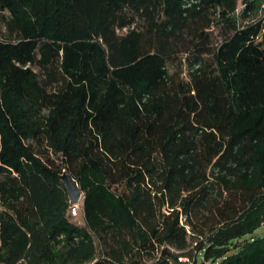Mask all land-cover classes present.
Wrapping results in <instances>:
<instances>
[{"label":"trees","instance_id":"obj_1","mask_svg":"<svg viewBox=\"0 0 264 264\" xmlns=\"http://www.w3.org/2000/svg\"><path fill=\"white\" fill-rule=\"evenodd\" d=\"M238 8L0 0V264H264V18Z\"/></svg>","mask_w":264,"mask_h":264},{"label":"rangeland","instance_id":"obj_2","mask_svg":"<svg viewBox=\"0 0 264 264\" xmlns=\"http://www.w3.org/2000/svg\"><path fill=\"white\" fill-rule=\"evenodd\" d=\"M242 4H243V0H239V7L241 8L242 7ZM264 16V12H256L255 14H252V16H250L249 18H247L245 21L246 23L249 22H253L261 17ZM122 33V31H121ZM4 34H5V28L0 24V37H4ZM213 42H214V45H216L217 43H219L221 40H222V34L220 32V30L218 28H215L213 30ZM210 56H208L207 58H209ZM182 70H184V73L183 74V77L186 78V67H182ZM77 207V205H76ZM78 210H79V214L78 216L76 217H71V221L74 222V223H77V224H81L83 225L84 224V221H83V199L81 200L79 206H78ZM255 235L257 237H262L264 236V225L262 227H260L256 232H255Z\"/></svg>","mask_w":264,"mask_h":264},{"label":"water","instance_id":"obj_3","mask_svg":"<svg viewBox=\"0 0 264 264\" xmlns=\"http://www.w3.org/2000/svg\"><path fill=\"white\" fill-rule=\"evenodd\" d=\"M61 179L68 192L71 205H78L83 199V193L79 187L78 181L71 175L67 168L64 169Z\"/></svg>","mask_w":264,"mask_h":264},{"label":"built area","instance_id":"obj_4","mask_svg":"<svg viewBox=\"0 0 264 264\" xmlns=\"http://www.w3.org/2000/svg\"><path fill=\"white\" fill-rule=\"evenodd\" d=\"M245 5L244 4H242V7L240 8H238L237 9V11H236V16H237V18L239 19V20H241V21H243V22H245V24H247V23H249V22H247L246 23V19L247 18H244V9H245ZM260 12H264V4H263V8L261 9V10H259ZM255 14V13H254ZM250 16H252V14H250L249 15V17ZM248 17V18H249ZM264 18V16L263 17H261V18H259V19H263ZM259 19H257V20H259ZM256 21V20H255ZM254 22V21H253ZM257 41H259V42H264V26H263V28H262V31L260 32V34L257 36ZM79 208L78 207H76V206H74L73 208H72V210H71V213H72V216H74V217H76V216H78V214H79V210H78ZM181 260H184V261H186L187 259L186 258H181Z\"/></svg>","mask_w":264,"mask_h":264}]
</instances>
